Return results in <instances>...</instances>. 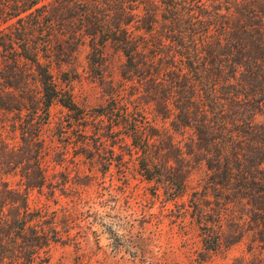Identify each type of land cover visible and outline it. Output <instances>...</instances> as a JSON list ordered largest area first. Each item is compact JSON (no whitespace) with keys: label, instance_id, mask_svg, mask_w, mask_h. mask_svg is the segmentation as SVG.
I'll list each match as a JSON object with an SVG mask.
<instances>
[{"label":"trees","instance_id":"obj_1","mask_svg":"<svg viewBox=\"0 0 264 264\" xmlns=\"http://www.w3.org/2000/svg\"><path fill=\"white\" fill-rule=\"evenodd\" d=\"M82 47L101 84L105 50L120 53L131 85V108L117 95L85 121L82 155L95 156L89 137L99 154L125 134L156 192L167 203L189 198L203 261L246 237L264 253V0H0V113L15 114L20 141L10 147L0 115V264H38L64 243L55 213L31 210L4 178L45 187L50 109L77 108L55 70ZM196 160L207 174L189 192Z\"/></svg>","mask_w":264,"mask_h":264},{"label":"rangeland","instance_id":"obj_2","mask_svg":"<svg viewBox=\"0 0 264 264\" xmlns=\"http://www.w3.org/2000/svg\"><path fill=\"white\" fill-rule=\"evenodd\" d=\"M87 54L88 48L82 47L70 65L55 70L56 81L73 95L77 108L70 111L57 102L50 109L42 133L45 187L25 191L19 175L4 178L13 189L27 193L31 210L41 211L46 219L56 215L64 243H51L42 264H264V253L250 237L203 261L200 228L186 213L189 198L167 203L141 175L139 154L125 134L107 138L99 154L92 147L95 137H89L87 147L95 156L82 155L83 126L92 121L94 109L117 95L131 108V85L121 77L123 56L110 47L105 50L107 82L101 84ZM0 115L5 119L4 138L10 147L18 146L19 135L11 128L15 114ZM206 174L204 162L192 163L189 192L201 186Z\"/></svg>","mask_w":264,"mask_h":264}]
</instances>
